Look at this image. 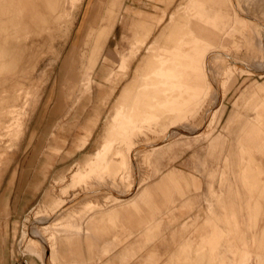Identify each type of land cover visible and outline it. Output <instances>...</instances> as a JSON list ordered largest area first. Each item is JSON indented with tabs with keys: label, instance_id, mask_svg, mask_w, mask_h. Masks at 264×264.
<instances>
[{
	"label": "rangeland",
	"instance_id": "1",
	"mask_svg": "<svg viewBox=\"0 0 264 264\" xmlns=\"http://www.w3.org/2000/svg\"><path fill=\"white\" fill-rule=\"evenodd\" d=\"M50 1L51 0H2V2H0V14L4 9L8 11L6 12L4 10V14H1L3 16L0 20L4 22L3 20L5 19V25L0 23L2 24L0 28L6 29L7 22L9 21H11V24L13 23L12 25L8 24L10 31L4 29V31L8 30V33L6 32L7 35L1 29L6 37L0 32V34L3 35H0V42H4V40L8 42L7 40L10 37V43L14 41L23 45V47L24 44L27 46L25 48L27 52L24 50V57L18 60V66L14 65L15 69H10L11 71H6V73L2 64L9 59V56L6 57V59L0 56V68L2 67V69H0V95L3 97L0 99V110L3 111L4 109L5 111V109H13L18 102L19 104L21 102V104H23L24 99L19 98V95L21 97H29L21 113V118L23 119H21V128L16 133V136L14 135L11 137V142L6 144L9 145L6 147V153H4V156L0 160V169L2 171H0V203L4 200L8 211L7 215L5 213L0 215V224L3 226L5 222L7 223L5 244L3 247L0 245L2 263L12 264L24 255L29 264H41L40 260L23 251L24 245L21 241V235L23 231L32 229V227L37 225L36 223H47V221H49L48 219L51 220L54 217L53 221L58 224V226L52 230L54 240L50 242V245L52 246L54 242L55 254L51 251L52 256L49 264H60L57 260L56 247L62 235L72 232V229L67 227V224L71 223L73 220L80 221L83 215L99 210L97 204H95L96 207H88L86 203L84 209V206L68 203V201L74 199L75 202H77V199L82 197L85 191L99 187L113 189L114 192L117 191L121 193L119 188L117 190L116 188L117 186H123L127 192H131L129 187H124L125 183L120 176L113 174V172H100L94 174L81 185L66 190L70 174L77 169H82L78 164L73 167L70 166L75 161L83 158L84 155L92 153L94 140L100 132L104 119L106 118L103 127L105 130L104 137L107 140L115 141V146L112 149L113 151L108 155L107 163L115 167H118L116 163L122 162V159L116 158L118 152L128 151L132 144H140L147 140L154 141L159 139L169 127L173 125L177 127L174 131L182 133V135L173 137L169 143L175 141L189 142L192 138L199 135L195 140L191 141L189 147L181 146L177 159L164 169L165 171L169 167L180 171L186 177L193 176L196 178L199 185V189L189 186L188 189L183 191L182 196L175 191L170 193V195L176 199V207L173 209V213L177 217L182 218L179 222L170 225L166 222L168 216H164L166 221L162 225V229L164 230V250L166 255H169L172 249L179 244H183L184 238L194 239V243H199L196 234L192 232L193 227H191L188 232L180 233V231L182 230V223H192L196 216H200L194 225H197L199 228L203 223L202 227H207L208 229L213 228L214 236L218 238L228 237L229 247L233 245L234 256L229 251H226L227 264H231L233 258H235V264H263L264 260L261 259L263 257H258L256 254H264V139L257 144V138L259 136H263L264 138V103H262L263 106L259 105L253 109V111H256L254 117L252 111L244 108V100L248 97L247 88L252 83L255 81H259L260 83L264 82V78H259V74L264 72L260 71L250 74L242 70H235L229 65L216 64L217 66H215L214 71L217 81L213 84L214 90L210 87L208 93L202 96L203 98L201 99V95L195 96L198 91L195 89H188L181 94V104H173V102L167 101L166 98L175 95L177 92L163 84L162 69L165 64L161 60V52L158 46H163L165 42L170 46H176V43L179 42V47L182 50H187L189 48V40L191 38L185 26L184 18L194 14L195 5H193V0H153L152 3L144 0H78L74 5L70 3L71 1H68L63 16V20L65 21H62V23H59L56 27V29L61 30V32H56L54 29L52 30L48 27V24H46V26L41 25V23L44 24L46 22V19L41 15V10H47ZM263 1L264 0H250L249 3L245 5L246 15L256 19L262 26H264ZM23 4L28 5V7H33L34 10L37 11L29 15V17H32V22L36 24L34 27H28L25 24L27 22L29 23V21H25L27 18L26 16L23 19L17 16L12 10L13 8H21ZM205 7L211 12H214L217 8L216 1L207 0ZM2 8L3 10H1ZM124 8L138 9L146 13L140 18H138V16L136 18V20H139V27L136 34L134 35L131 32L130 25L127 27V32H121L120 25H117L113 31L116 38L110 34L108 35L109 37H103L100 41H97L96 44L93 42V44H91L93 47L90 46V32L92 29L98 27L100 19L102 17L104 18L103 24L104 28H106L109 20L114 16H118L119 20L121 11H123ZM172 13L175 14L170 18V23L166 28L167 32L161 36L169 15ZM134 15L136 16V14ZM162 15L164 22L162 20L163 24L159 26L156 20ZM5 16L6 18H4ZM14 16H17L15 18H21V23L20 19H16L19 21L16 22ZM149 16L151 17L150 20ZM231 16H234V18L236 17L234 12L231 13ZM140 19L143 24H141L142 22ZM13 20L17 23L16 25L18 27L20 26L18 23L23 27L21 28L20 26V28L17 29L16 25L13 26L15 24L12 22ZM234 20L235 23L228 24L224 29H218V32H216L218 35V44H216L215 48L217 51L224 52L229 56H237L244 59L247 63L256 66L258 62L257 51L253 46V42L249 40V33L242 25L238 24L239 21H242L241 18H236ZM23 21H25V23ZM134 21L135 20L131 21V23ZM155 21L156 23H154ZM37 24H39L38 27ZM12 26L15 29H13ZM43 26L46 30H44L45 28ZM47 27L49 30L51 29V36ZM39 28L40 30L42 28L43 32H39L40 30L36 31ZM262 28L264 27H261V29ZM9 32H11L10 36H8ZM122 33L124 34L123 37H121ZM15 34H18V36ZM11 35L15 38L12 41ZM20 35L22 37H20ZM36 35H39L38 37L40 38H37ZM45 36L46 38L43 40ZM35 38L40 39V41L42 39V41H35ZM262 39L264 40V35ZM32 40L37 43H34ZM45 41L47 42L45 43ZM152 43L153 45L149 50V45ZM89 48H92L91 50H93V52L89 50ZM101 48H104V51ZM17 49H14L11 53L16 55L15 52H17L18 54ZM0 53L2 54V52ZM89 55H93L95 61L98 62L97 66L101 63L105 64L109 67L110 71L107 82L108 86L104 88V92L106 93L104 94L105 97H103L105 103L103 102L104 107L101 109V121L97 130L84 151L70 154V151L73 150V141L79 137L82 131H76L67 126H65L64 131H61V135H68L69 141L68 143L66 142L65 145L59 143L61 149L59 154L55 155L54 152L48 148L47 142L43 144L45 147L43 149L40 147L39 150L38 142L44 128L48 124V112L52 108L54 100H56V98L65 97V94H72L76 87L78 88L79 94L82 93V90H86V86L83 84L84 82L86 83V79H88L87 60L91 57ZM149 57L152 62V64L150 63V67ZM9 61L7 60V62ZM254 70L256 69L251 71L253 72ZM2 73L5 74L3 75ZM79 80L81 81V85L77 86L75 83ZM15 81H19V85ZM14 83L16 84V89L14 88ZM12 86H14L13 89H15L17 93H14L16 92L15 90L12 91ZM127 87H131L132 90L129 95L130 97L123 102L124 113L127 116H131L134 121H138V123L130 125L131 128L129 129L128 121H125L124 124L121 125V128L112 133L114 107L119 102L122 91ZM1 90L5 92L3 91L2 94ZM213 92H215V94ZM10 93L14 95L21 94L17 95V97L12 95V97ZM199 93H201V91ZM213 94L217 95L214 100L215 103L213 102ZM9 95L11 98H16L18 101L15 100V102L13 101L14 99H12V102L8 99ZM4 98L8 99V102L6 101L5 103ZM69 98L71 99L72 97L70 96ZM9 101L12 102V104L15 102V104L12 106ZM234 103L238 105L236 111L241 114V117L238 118L230 128L228 144L223 148L219 145L214 148H209L207 138L223 132L222 128L227 118L235 109ZM6 104L7 106H5ZM21 104H16V106L20 108ZM219 106V111L215 112V114L213 112L208 121L205 122L204 125H201L200 123H203L202 118L203 116L205 117L206 112L209 109L213 110ZM33 112L35 113L32 115ZM109 112H113V114L108 116ZM90 113H92L91 106L82 114L80 119L81 122H84V118ZM259 114L260 116H258ZM247 116L250 118L254 117L249 132V139L252 147L245 146V148L236 149L235 138L240 134L239 130ZM29 122V130L32 131L34 129L36 134L34 135L32 143L18 155ZM183 129L193 132V134H185ZM30 131L28 133H30ZM244 143L247 145L249 140ZM36 147L38 148L36 149ZM161 148L155 150L149 149V153L148 151H142L137 155L136 161L137 165H139L137 170L139 172L136 170V176L134 174L133 176L140 180L139 187H143L147 181L159 175V172L151 166V159L160 152ZM229 151L234 152L237 159H242L243 157L248 158V161L242 164L235 165L233 162V169L236 173L230 172L223 161V155ZM147 154H149L148 162ZM47 157L52 158L51 162L53 163V167L50 168L49 174H47L46 179L43 181L41 169ZM259 157L262 161L257 163L255 160H259ZM15 159L16 162L12 164ZM9 167V172L2 181ZM68 167L70 168L65 170ZM14 170H16L15 177L10 181L11 174ZM63 170L65 171L59 178H55L51 181L56 173ZM223 172H226L224 178H227L232 185L237 188L239 201H236L237 198L228 197V190L226 188L227 181L222 180L224 179L222 175ZM67 173H69V175ZM92 182H96L97 185L95 187L90 186L89 184ZM106 194L107 192H101L90 197L87 196L82 198L84 200H91L103 204ZM60 200L65 201L62 205L66 210L59 216L47 213L49 209L53 208ZM118 202V200L110 196L106 197L103 209H107ZM72 205H75V208L79 211L70 208ZM32 208L33 210H31ZM39 211L42 213L36 214ZM205 215H207V220L202 221ZM14 225L16 226L17 233L15 238H12ZM107 230L108 229L104 227L101 231V235H98L95 239L107 240L109 238L105 233ZM172 235L174 236L173 238ZM157 238L158 233L154 228L149 232L148 239L156 240ZM242 238L248 240V249L251 254L246 252V250H244V254L241 252V247H243ZM223 244L227 246V243H222V245ZM220 249V252H222L223 246ZM180 250L181 252H185L182 248ZM184 255L192 258V261L195 260V264H209L207 259L200 262V257H196L194 253H185Z\"/></svg>",
	"mask_w": 264,
	"mask_h": 264
},
{
	"label": "crops",
	"instance_id": "2",
	"mask_svg": "<svg viewBox=\"0 0 264 264\" xmlns=\"http://www.w3.org/2000/svg\"><path fill=\"white\" fill-rule=\"evenodd\" d=\"M144 1L152 3L153 0ZM215 1L217 8L216 10H214V12H211L205 7L207 0H193V5H195L194 14L184 18L185 26L191 38L189 40V48L187 50H182L179 47V42L176 43V46H170L169 44H167V42H165L163 46L157 45L161 52V60L165 64L162 69L163 84L177 92L175 95L166 98L167 101L173 102V104L180 105L181 94L183 92H186L188 89H195L196 91H198L195 96L201 95V99L203 98L202 96L208 93V87H212L213 84L217 81V78L215 76L214 71L215 66L211 67L212 65L210 64L208 67L206 64H209V62L211 63V61H213L212 57H214L216 53L217 54L214 59L219 56L218 53H220L222 56L224 55V58H227L226 60H229V63L231 62L230 64L226 62V65L231 66L235 70H242L250 74L260 72V70L258 69H260L263 62L262 60H260L261 54L259 53L261 52V50L264 52V40L260 39V35L261 38L264 35V28L261 29V27L264 26H262L260 22H256V19H253L248 16L246 17L245 5L246 3L248 4L250 0ZM238 3L242 5L244 9L243 15L245 17L242 15V13L240 14L238 9L235 8L237 7ZM242 3H245L244 6ZM232 12H234L236 16L235 18L234 16H231ZM236 12L238 13L236 14ZM134 14H136V16ZM138 14L146 13L138 9L124 8V10L121 11L116 26L120 25L121 32H127L128 25L131 26V21L136 20ZM173 14L175 13L169 15L168 21L161 36H163V34L167 32L166 28L167 25H169L170 18ZM236 18H241L242 21H239L238 24L242 25L248 31L249 40L251 39L250 41L254 42V48L257 47L255 49L256 51L258 50L257 60H259L258 62L261 65L256 63V65L258 64L257 66L259 67L257 68L256 66L257 69L253 72L251 70L255 69L254 65V68H251L250 65L252 66V64L248 63V65H246L247 62L244 59L234 55L229 56L224 52L217 51L215 48L216 44H218V35L216 34V32H218V29H224L228 24L235 23L234 19ZM248 18L250 19L249 21L253 24H249V22L247 21ZM163 22L160 25H162ZM252 27L255 28L253 29ZM255 32H257V35L260 32H263L258 35L261 43ZM123 36L124 34L122 33L121 37ZM113 37L116 38L114 36V33ZM256 39L258 40L259 44L257 41H254ZM152 45L153 43L149 45V50ZM258 45H260V47ZM229 58L237 60L236 62H232V60H230ZM239 60L241 61L239 62ZM150 63L152 64L149 57V67ZM261 71L264 72V70ZM109 74V67L101 63L94 70L93 75L90 79L91 81L88 89H86L85 91L82 90V93L79 94L78 88L76 87L73 90L72 94H65V97L56 98V100H54L53 106L48 112V124L44 128L42 136L40 137V140L38 142L39 150L40 147L41 149H43L45 147V145L43 144L47 142L48 148H50L55 155L59 154L61 150L59 147V143H61V145H65L66 142L68 143L69 141L68 135H61V131L65 130V126L71 127L70 129H75L76 131H82L79 137L73 141V150L70 151V154L74 152L84 151L88 147L90 140L92 139L93 134L97 130L101 121V109L102 107H104L103 96L105 94L103 89L108 86L107 82ZM259 78H264V73L259 74ZM75 84L77 86H80L81 81L79 80ZM200 91L201 93H199ZM247 95L248 97L244 100V108H247L249 111H252L255 117L256 111H253V109L259 105L263 106L262 103H264V82L260 83L259 81H255L254 83H252L247 88ZM70 96L72 97L71 99L69 98ZM89 106H91L92 113H90L84 118V122H81V116ZM237 106L238 105L234 103L235 109L227 118L225 125L222 128L223 132L218 133L216 136H211L210 138H207L209 148H214L217 145L222 148L224 146L226 147V145L228 144V134H230V128L232 124L238 118L241 117V114L236 111ZM219 109L220 106L216 108L214 114L215 112H218ZM34 113L35 112H33L32 115ZM112 114L113 112H109L108 116H111ZM258 116H260V114ZM254 117H245L242 123V127L239 130L240 134H238L235 138L236 149H242L245 148V146L252 147L249 139V132L250 125L253 123L252 120ZM105 121L106 118L104 119L100 132L94 140L92 153L84 155L83 158L75 161L70 167H73L74 165L78 164L82 167V169H85L86 164H88L93 159L95 152L101 149L105 140V130L103 129ZM29 129L30 122L28 123L25 137L21 144L18 155L23 151V149H26L32 143L34 135L36 134L34 129L32 131H30ZM29 131L30 133H28ZM196 137L192 138L189 142L175 141L169 143L172 140V138H170L158 147L149 148L155 150L162 147L160 152L151 159V166L159 172V175L147 181L143 185V187H138L134 189L132 191L133 193L127 192L123 187L120 186L119 190L122 192L121 194L126 193V195L122 196L119 192L118 194H115L116 192H114L113 190L109 191V188L100 187L98 190L97 188H94L92 190L90 189L85 191L82 197H90L101 192H107V194L104 196L103 204L96 203L91 200H84L82 197H79V199H77V202H75L74 199L69 200L68 203L82 205L84 206V209L86 207L87 202H92L99 206V210L92 213H88L87 215H83V218L80 221L73 220L71 223L67 224V227H70V229H72V232H68L67 234L62 235L60 240H58L57 242L56 252L57 260L59 261V263L195 264V260L192 261V258L184 255L185 253H194L196 257H200V262H203L204 259H207L209 264H227L228 262L226 251H229L234 256L233 245L232 247H229L228 237L218 238L214 236L213 228L208 229L207 227H202L203 223L200 225L199 228L197 227V225H194L196 224V221L200 218V216H196L192 223L181 222L182 230L180 231V233L188 232L189 229L193 227L192 232L196 234L197 238L199 239V243H194V239L192 240L189 238H184V243L179 244L178 246L173 248L169 255H166L164 250L165 239L164 230L162 229V225L166 221L164 216H168L166 222H168L170 225L179 222L182 218L177 217L173 213V209L176 207V199H174L170 195V193L175 191L182 196L183 191L188 189L189 186H192L195 189H199L198 181L195 177H186L183 173L173 168L171 169L168 167V169L165 171L164 169L167 168L168 165H170L177 159L178 153L181 150L180 147H189L191 145V141L195 140ZM263 139V136H259L257 138V144H259ZM248 140L249 143L245 145L244 142ZM37 148L38 147H36V149ZM16 159L12 164L16 162ZM51 160V157H47L46 162L44 163L41 169L43 181L46 179L47 174H49L50 168L53 167V163L51 162ZM148 161L149 154H147V162ZM223 161L225 163L226 168L230 170V172L234 173L235 170L233 169V162L235 165L242 164L248 161V158L243 157L242 159H237L235 153L229 151L223 155ZM255 161L257 163H260L262 159H260L259 157V160L257 159ZM70 167L65 170H68ZM9 169L10 167L5 172L2 181L8 174ZM65 170L56 173L54 177H52L51 181L55 178H59ZM15 171L16 170L12 172L10 181H12L15 177ZM67 174L69 175V173ZM225 174L226 172L222 173L223 178ZM222 180L227 181L226 188L228 190V197L237 198L236 201H239V194L237 192V188L232 185V183L227 178H224ZM89 185L95 187L97 184L96 182H92ZM108 192L109 194H111L109 195L111 198H114L119 202L113 204L107 209H103V207L105 206V198L106 196H108ZM126 197L129 199H127ZM70 208L75 211H79L75 208V205H72ZM31 210H33V208ZM7 212L8 211L3 200L0 203V215H2L3 213L7 215ZM206 220L207 215L202 218V221ZM104 227L105 229H108L105 233L109 236V238L107 240L95 239V237L101 235V231ZM154 228L158 233V238L156 240L148 239L149 232ZM6 230L7 223L5 222L3 226L0 224L1 247H3L5 244V238L7 236ZM16 233L17 230L16 226L14 225V228L12 230V238H15ZM173 237L174 236L172 235V238ZM241 240L243 245V247H241V252L244 254V250H247V252L250 253L248 249V240L246 238H242ZM222 243H227V246H225L224 244L222 245ZM222 246L223 251L220 252V248ZM181 248L185 252H181ZM256 256L263 257L261 259L264 260V254L257 253ZM2 261V257H0V264H3ZM231 264H235V258H233V261L231 260Z\"/></svg>",
	"mask_w": 264,
	"mask_h": 264
},
{
	"label": "bare ground",
	"instance_id": "3",
	"mask_svg": "<svg viewBox=\"0 0 264 264\" xmlns=\"http://www.w3.org/2000/svg\"><path fill=\"white\" fill-rule=\"evenodd\" d=\"M9 1H11V0H9ZM68 1L70 2V3H72L73 5H74V3L75 2H77L78 0H51L50 1V3H49V6H48V8H47V10H41V15H43V17H44V19H46V22L44 23V24H42L41 23V25H45L46 26V24H48V27H50L52 30L54 29V31H56V32H61V30H57L56 29V27H57V25L59 24V23H62V21H65V20H63L64 18H63V16H64V13H65V11H66V6H67V4H68ZM238 1H240V0H238ZM243 1V0H242ZM0 2H2V0L0 1ZM11 3V2H10ZM2 4V3H1ZM82 4V3H81ZM243 4V3H242ZM245 4V3H244ZM244 4H243V6H244ZM4 6V5H3ZM1 8V7H0ZM13 8V7H12ZM234 8V7H233ZM236 9H238V11L240 12V14L242 13V15H243V13H244V9H243V7H242V5L240 4V3H238V5H237V7H235ZM9 9V8H8ZM1 10H3V8L1 9ZM5 10V9H4ZM3 10V11H4ZM10 10V9H9ZM13 11H14V13H16L17 14V16H20L21 18H25V16L27 17L26 19H25V21H29V23L27 24V23H25V21H23L28 27H34V25H36V24H34V22H32V20H31V18L32 17H29V15H32V14H34L35 12H37V11H35L34 10V8L33 7H28V5H26V4H23L22 6H21V8H13L12 9ZM235 10V9H234ZM2 11V13L1 14H4V12ZM6 12H8L7 10H5ZM1 12V11H0ZM38 12H39V10H38ZM235 12V11H234ZM9 13H10V11H9ZM14 13H11V14H13V15H15ZM238 12H236V14H237ZM0 14V18L2 19V16L3 15H1ZM148 15V14H147ZM17 16H14V18L15 17H17ZM68 16V15H67ZM138 16V18H140V17H142L143 16V14H138L137 15ZM151 16V15H150ZM149 16V20H150V17ZM244 16V15H243ZM42 17V18H43ZM242 17V16H241ZM245 17V16H244ZM246 17H247V15H246ZM4 18H6V16L4 17ZM21 18H15V21L16 22H19V21H17L18 19H20V23H21ZM101 18V17H100ZM9 19V18H8ZM7 19V20H8ZM17 19V20H16ZM245 19V18H244ZM11 20V19H10ZM67 20V19H66ZM141 20V19H140ZM145 20V19H144ZM162 20H163V15L162 16H160L156 21H157V25H160L161 24V22H162ZM250 19L248 18V22H249V24L251 23L250 21H249ZM4 22H5V19L3 20ZM148 21V20H147ZM156 21L154 22V23H156ZM252 21V20H251ZM4 22H2V20H0V23H2V24H4L5 25V23ZM7 22V21H6ZM12 22H14V20L12 21ZM16 22H14L15 24L13 25V26H15L17 23ZM23 22H22V24H23ZM103 22H104V18L102 17L101 19H100V23H99V25H98V27L96 28V29H92V31L90 32V46H92L93 47V45H91V44H93V42L96 44V42L97 41H100L103 37H107L108 35H110L111 34V36L113 35V31H114V29H115V26H116V24H117V22H118V16H114L112 19H110L109 20V22H108V24H107V26H106V28H104V24H103ZM141 22H142V20H141ZM257 22V21H256ZM20 23H18L20 26H21V24ZM37 23H39V22H37ZM148 23V22H147ZM255 23V22H254ZM2 24H0V26L2 25ZM8 24H11V21H9V22H7V28L6 29H8L9 30V25ZM13 24V23H12ZM11 24V25H12ZM40 24V23H39ZM39 24H37V27L39 26ZM141 24H143V22L141 23ZM145 24V23H144ZM247 24V23H246ZM251 24H253V23H251ZM261 24V23H260ZM11 25H10V27H11ZM30 25V26H29ZM61 25V24H60ZM66 25H69V24H66ZM255 25V24H254ZM258 25V24H257ZM262 25V24H261ZM12 26V28L13 29H15L14 27ZM17 26V25H16ZM20 26L18 27L17 26V29L18 28H20ZM259 26V25H258ZM5 27V26H4ZM23 26H21V28H22ZM41 27V26H40ZM44 27V26H43ZM48 27H47V30L50 32V30L48 29ZM138 27H139V20L137 19V20H135L134 22H132L131 23V32L135 35L136 34V32H137V29H138ZM260 27V26H259ZM45 28V27H44ZM253 28V27H252ZM255 28V27H254ZM253 28V29H254ZM258 28V27H257ZM2 28H0V32H2L1 34H3L4 32H5V34H6V32L8 31H4V29L5 28H3L2 30L4 31H2L1 30ZM5 29V30H6ZM12 29V30H13ZM141 29V28H140ZM249 29V28H248ZM260 29V28H259ZM258 29V30H259ZM40 30V28L38 29V30H36V31H39ZM44 30H46V28L44 29ZM91 30V29H90ZM257 30V29H256ZM255 30V31H256ZM10 31V30H9ZM43 32V29L41 28V30L39 31V32ZM53 31V32H54ZM261 31V30H260ZM15 32H16V30H15ZM38 32V33H39ZM46 32V31H45ZM44 32V33H45ZM258 32V31H257ZM257 32H255V34L257 35ZM8 33V32H7ZM10 33L11 32H9V34H8V36H10ZM260 33H263V32H260ZM260 33L258 34V35H260ZM0 34V35H1ZM5 34H3V35H5ZM36 34V33H35ZM46 34H47V32H46ZM51 32H50V36H51ZM251 34V33H250ZM3 35H1V36H3ZM7 35V34H6ZM6 35H5V37H6ZM13 35V34H12ZM11 35V36H12ZM16 35V34H15ZM14 35V36H15ZM39 35H40V33H39ZM38 35V36H39ZM42 35V34H41ZM44 35V34H43ZM48 35H49V33H48ZM257 35V37H258V39H259V36ZM8 36H7V38H8ZM16 36H18V34L16 35ZM37 35H36V37L37 38H40V37H38ZM20 37H22L21 35H20ZM109 37V36H108ZM1 38V37H0ZM3 38V37H2ZM6 38V39H7ZM10 38V37H9ZM8 38V42H5L6 40H4V42L3 41H1L0 42V52H2V54L0 55L1 57H5V59H6V57H8L9 56V59H10V61H9V59H7L9 62H7V60H6V62H4V64H2V66H3V69L5 70V73H6V71H11L13 68H14V65H17V63H18V60H20V58H22L23 59V53H24V50H25V48L27 47V46H25L26 44H24V47H23V45H21V44H19L18 42L16 43V42H9L10 41V39ZM17 38V37H16ZM31 38V37H30ZM37 38H35L36 40L35 41H37V40H39L40 41V39H37ZM44 39L43 40H45V38H46V36L45 37H43ZM251 38H252V35H251ZM4 39V38H3ZM13 39H15V38H13V36H12V39H11V41L13 40ZM31 39H33V38H31ZM254 39V38H253ZM260 39H262L261 38V35H260ZM260 39H259V41H260ZM16 40H18V39H16ZM47 40H48V38H47ZM108 40V39H107ZM251 40V39H250ZM33 41V40H32ZM31 41V42H32ZM41 41H42V39H41ZM40 41V42H41ZM254 41H257L258 42V40L256 39V40H254ZM30 42V43H31ZM34 42V41H33ZM47 41H45V43H46ZM104 42V41H103ZM257 42H255V43H257ZM20 43H22V42H20ZM34 43H37V42H34ZM44 43V42H43ZM260 43H261V41H260ZM258 44H259V42H258ZM31 45V44H30ZM38 45V44H37ZM261 45V44H260ZM260 45H258L259 47H260ZM31 46H33V45H31ZM95 46H98V45H95ZM94 46V47H95ZM104 46V45H103ZM253 46H254V42H253ZM256 46H257V44H256ZM18 48V49H17ZM255 48H257V47H255ZM264 48V47H263ZM14 49H17L18 50V54H17V52H15L16 53V55L15 54H12L11 52H13L14 51ZM28 49V48H27ZM31 49V48H30ZM92 48H89V50H91ZM96 49V48H95ZM102 49V48H101ZM104 49V48H103ZM102 49V50H103ZM259 49V48H258ZM262 49V48H261ZM92 52H93V50H91ZM97 51V50H96ZM104 51V50H103ZM103 51H102V53H103ZM258 51V50H257ZM25 52H27L26 50H25ZM260 52V51H259ZM258 52V53H259ZM89 53V52H88ZM88 53H86V54H88ZM96 53V52H95ZM100 53H101V51H100ZM214 53V52H213ZM254 53H255V51H254ZM12 54V55H11ZM90 54H91V52H90ZM211 54V53H210ZM209 54V55H210ZM217 54V53H216ZM216 54H215V56H216ZM259 54H261V58H260V60H262V65L261 64H259V62H257L259 65H261V67H260V69H258V70H264V52L261 50V52L259 53ZM98 55V54H97ZM218 57L216 58V59H214L215 58V56L214 57H210L213 61H211V63L209 62V64H206L208 67H209V65L211 64L212 66L211 67H214V66H216V64H230L224 57V55L222 56L220 53H218ZM87 56V55H86ZM89 56H91V55H89ZM0 57V58H1ZM88 57V56H87ZM86 57V58H87ZM100 57H101V55H100ZM227 57V56H226ZM83 58H84V55H83ZM96 58V57H95ZM237 58V57H236ZM258 58V57H257ZM230 59V58H229ZM253 59V58H252ZM1 60V59H0ZM230 60H232V62L233 61H235L236 62V60H233V59H230ZM88 79H86V83L84 82V84L83 85H85L86 87H85V89H87L88 88V85L90 84V79H91V75L93 74V72H94V70H95V68H96V66H97V64H98V62L97 61H95V59H94V57H93V55L91 56V57H89L88 58ZM207 61H208V58H207ZM241 60H239V62H240ZM257 61H259V60H257ZM20 62V61H19ZM227 62V63H226ZM238 62V61H237ZM245 62V61H244ZM261 62V61H260ZM0 64H1V61H0ZM235 64H237V63H235ZM246 64V63H245ZM257 64V65H258ZM246 65H248V63L246 64ZM256 65V66H257ZM18 66V65H17ZM241 66V65H240ZM243 66V65H242ZM256 66H255V69H257L259 66H257V68H256ZM207 67V68H208ZM250 67L252 68H254V66L252 65H250ZM249 68V67H248ZM0 69H2V67L0 68ZM11 69V70H10ZM15 69V68H14ZM4 70H2V71H4ZM213 72V71H212ZM212 72H211V74H212ZM4 73V74H5ZM208 73V72H207ZM3 74V73H2ZM3 74V75H4ZM210 74V73H209ZM2 75V76H3ZM7 75V74H6ZM9 75V74H8ZM210 78H211V76H210ZM15 80V79H14ZM211 81H212V79H211ZM8 82V81H7ZM16 82V81H15ZM13 83V82H12ZM18 85H19V81L18 82H16ZM216 83V82H215ZM15 84V83H14ZM13 84V85H14ZM12 85V84H11ZM10 85V86H11ZM18 85H17V88L19 89V87H18ZM15 86V87H14ZM14 86H12V89H13V87L16 89V84L14 85ZM1 87V86H0ZM102 88H104V87H102ZM208 88H210V87H208ZM1 89H3V88H1ZM9 89H11V88H9ZM15 89H13L12 91H14ZM17 89V90H18ZM212 89H213V86H212ZM104 90V89H103ZM131 90H132V88L131 87H127V88H125L123 91H122V94H121V97H120V99H119V102L115 105V107H114V115H113V117H112V123H113V127H112V133H114L117 129H119V128H121V125H123L124 124V122L125 121H128V127H129V129L131 128V126L130 125H135V124H137L138 123V121H134V119L131 117V116H127L125 113H124V107H123V102L124 101H126L127 100V98L128 97H130L129 95L131 94ZM214 90V89H213ZM2 91V90H1ZM4 91V90H3ZM3 91H2V94H3ZM6 91H7V89H6ZM10 91V90H9ZM16 91V90H15ZM19 91V90H18ZM5 92V91H4ZM1 93V92H0ZM9 93V92H8ZM14 93H17V91L16 92H14ZM26 93V92H25ZM105 93V92H104ZM103 93V94H104ZM214 94H215V92H213ZM7 94V93H6ZM11 94V96L13 95L14 97H17V95H19V94H21V93H19V94H12V93H10ZM23 94V93H22ZM84 94V93H83ZM106 94V93H105ZM213 94V95H214ZM216 94H217V92H216ZM4 95H5V93H4ZM8 95V94H7ZM24 95V94H23ZM22 95V96H23ZM11 96L9 95L8 96V99L9 100H11L12 101V99H14L13 101H15L16 100V98H11ZM12 96V97H13ZM103 96V95H102ZM216 96L217 95H214V97H213V102H214V100L216 99ZM1 97H2V95H0V99H1ZM6 97V96H5ZM19 98H23L24 99V101H23V104H21V107L20 108H18L19 106H16V104H18V105H20L19 104V102L18 103H16L15 104V102L16 101H18V100H16L15 102H14V104H15V106L13 107V109H8V110H6L5 109V111H4V107L2 108L3 109V111H1L0 110V160L2 159V157L4 156V153H6V151H5V149H6V147L9 145H6L8 142H11V137L12 136H16L17 134V132L19 131V129L21 128V113H22V110L25 108V106H26V103H27V99H29V97L28 96H24V97H21L20 95L18 96ZM103 97H105V96H103ZM107 97V96H106ZM3 98V97H2ZM5 99V98H4ZM8 99H5V103H6V101L8 102ZM103 99V98H102ZM126 99V100H125ZM3 100V99H2ZM20 100V99H19ZM106 100V99H105ZM12 101V102H13ZM20 101H22V100H20ZM4 102V101H3ZM10 102V101H9ZM12 102H10L11 103V105L13 106L14 104H12ZM103 102H104V99H103ZM105 103V102H104ZM215 103V102H214ZM4 104V103H3ZM2 105V104H1ZM3 106V105H2ZM1 106V107H2ZM5 106H7V104L5 105ZM135 106V105H134ZM213 106V105H212ZM6 108V107H5ZM12 108V107H11ZM16 108V109H15ZM138 108V107H137ZM209 109V108H208ZM207 109V110H208ZM216 109H209L207 112H206V114H205V117L203 116V123H200L201 125H204V123L205 122H207L208 121V119L210 118V116H211V114L215 111ZM23 120V119H22ZM25 120V119H24ZM200 125V126H201ZM177 127L175 126V125H173V126H171V127H169V129L159 138V139H156V140H147V141H144V142H142V143H140V144H132L131 145V147H130V149L128 150V151H120V152H118L117 154H116V158H120V159H122V162H119V163H116V165L118 166V167H115V166H110V164H108L107 163V159H108V155L111 153V151H113L112 149H113V147L115 146V141H113V140H107L106 138H105V140H104V142H103V145H102V147H101V149H99L98 151H96L95 152V155H94V157H93V159L88 163V164H86V166H85V169H77V170H75L73 173H71L70 174V178H69V181L67 182L68 183V185H67V188H66V190L67 189H71V188H75V187H77V186H79V185H81L82 183H84L86 180H88L92 175H94V174H98V173H100V172H105V173H107V172H113V174H115V175H118V176H120V178L123 180V182L125 183V185H124V187H126V188H128L129 187V189H131V192L134 190V189H136V188H138L139 187V182H140V180L139 179H136V178H134V176H133V174L135 175L136 174V170L139 168V165H137V161H136V159H137V155L140 153V152H142V151H148L149 150V148H153V147H158V146H160L161 144H163L164 142H166L168 139H170V138H173V137H175V136H180V135H182V133H178V132H176V131H174L175 129H176ZM23 129V128H22ZM21 129V130H22ZM20 130V131H21ZM24 130V129H23ZM184 131H185V129H183ZM198 130V129H197ZM23 132V131H22ZM185 134H193V132H189V131H185ZM19 136V135H18ZM4 147H3V146ZM138 167V168H137ZM0 171H1V169H0ZM138 171V170H137ZM2 172V171H1ZM0 172V173H1ZM139 172V171H138ZM137 172V173H138ZM139 175V174H138ZM136 176V175H135ZM121 187H123V186H121ZM100 188V187H99ZM99 188H97V190L99 189ZM118 188H120V187H118L117 186V188H116V190L118 189ZM92 190V189H91ZM106 190V189H105ZM111 189H109V191H110ZM113 190V189H112ZM128 190V189H127ZM104 191V190H103ZM123 191V190H122ZM130 191V190H129ZM90 192V191H89ZM113 192V191H112ZM121 192V191H120ZM130 192V193H131ZM122 193V192H121ZM120 193V194H121ZM125 193V192H124ZM133 193V192H132ZM115 194H118V192L116 191V193ZM109 195H111V194H109V192H108V196H106V197H109ZM122 196L123 195H126V193L125 194H121ZM127 198V197H126ZM131 198V197H130ZM127 199H129V198H127ZM65 201H63V200H60V201H58L55 205H54V207L53 208H51V209H49V211L47 212V213H52V214H56L57 216H59L62 212H64L66 209H65V207L62 205L63 203H64ZM87 206L88 207H96V205L94 204V203H92V202H87ZM42 212L41 211H39V212H37L36 214H41ZM54 216V215H53ZM53 219H54V217H53ZM53 219H48L49 221H47V223H36L37 225H33L34 227H32V229H29V230H27V231H23L22 232V235H21V241L23 242V245H24V252H26V253H28L30 256H32V257H35L36 259H38V260H40L41 261V264H49L50 263V260H51V251H52V253L53 254H55V246H54V242L52 243V246L50 245V242L52 241V240H54V234H53V232H52V230H54L55 228H56V226H58V224H56L54 221H53ZM246 252H247V250H246ZM249 253V252H248Z\"/></svg>",
	"mask_w": 264,
	"mask_h": 264
},
{
	"label": "built area",
	"instance_id": "4",
	"mask_svg": "<svg viewBox=\"0 0 264 264\" xmlns=\"http://www.w3.org/2000/svg\"><path fill=\"white\" fill-rule=\"evenodd\" d=\"M12 264H29V263H28L27 259L25 258V256L22 255L20 259L16 260Z\"/></svg>",
	"mask_w": 264,
	"mask_h": 264
}]
</instances>
